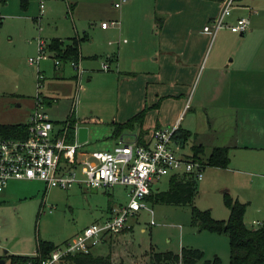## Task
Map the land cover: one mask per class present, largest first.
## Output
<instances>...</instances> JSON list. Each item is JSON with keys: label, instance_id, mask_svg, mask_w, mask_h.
Returning a JSON list of instances; mask_svg holds the SVG:
<instances>
[{"label": "crops", "instance_id": "0c3cea01", "mask_svg": "<svg viewBox=\"0 0 264 264\" xmlns=\"http://www.w3.org/2000/svg\"><path fill=\"white\" fill-rule=\"evenodd\" d=\"M221 2L129 0L115 7L114 0H44L42 19L57 18L46 29L47 42L59 39L64 46L72 38L78 39V56L87 69L85 85L92 82L91 86L98 87L101 76H112L114 84L108 90L115 93L116 107L111 122L125 121L145 110L138 127L112 135L113 143L107 148L129 133L143 140L156 126L178 120L182 127L181 118L189 114L184 128L194 129L188 137L193 139L191 148L193 143L202 144V153L207 149L209 154L215 145H228L230 164L249 174L264 170V0H236L228 20L246 15L248 29L238 33L223 27L212 37L203 31V25L218 13ZM113 18L119 20L117 25L102 26V21ZM103 59L109 62L105 71ZM66 66L70 68L63 62L58 71L54 69L55 80L72 81L67 75L75 69L71 67L69 73ZM45 95V110L57 128L69 113L58 110L59 105H66L60 103V97L69 95L60 96L53 90ZM18 98L19 118L12 122H27L35 95ZM200 112L206 121L198 122ZM78 122L76 139L88 149L89 128ZM40 181L44 194L49 187L37 178H9L0 191L7 198L36 182L40 190ZM242 202L246 209L249 200ZM24 253L28 252L17 254Z\"/></svg>", "mask_w": 264, "mask_h": 264}, {"label": "rangeland", "instance_id": "374dc122", "mask_svg": "<svg viewBox=\"0 0 264 264\" xmlns=\"http://www.w3.org/2000/svg\"><path fill=\"white\" fill-rule=\"evenodd\" d=\"M22 1L24 0H0V122H12L19 118L20 110L16 106L19 96L36 95L38 91L41 95L52 90L58 91L60 96L69 95L60 97V103L65 102L66 105H59L58 110L70 112V103L75 100L76 121L89 128L87 148H107L108 144L113 143L112 132L115 125L111 122L116 107L115 93L108 90L114 84L112 76L103 75L98 79V87L91 86L92 82L87 87V69L84 64L81 65V60L82 73L79 79L73 77L76 71L70 73L72 66L67 63L70 68L66 66V70L71 76L66 75L72 80L69 82L55 80L53 77L54 69L59 70L54 66L53 57L46 56L38 62H29V57L38 54L39 39L47 42L46 29L49 25H54L57 18L42 19L44 0H25L24 4ZM105 62L109 65L103 59L101 68ZM39 76L42 81L38 86ZM50 111L55 114L56 108L52 107ZM187 117L189 114L180 120L183 129H186L184 122ZM70 118L71 121L72 118L74 120V116ZM202 119L206 121V116L200 112L197 120L200 122ZM194 120L196 121V117ZM137 127L138 124H135L133 128ZM130 129L132 128L126 127V131ZM191 130L192 133L194 129ZM129 134L124 139H132ZM186 140L184 143L179 141L182 147L178 151L191 150L193 154V139ZM206 151L207 149L195 156L205 160L208 155ZM206 165L204 176L196 181V207L209 209L211 216L216 219H226L229 208L225 203L224 191H227L231 196L241 199L240 201L249 200L244 213L246 224L256 226L253 221L264 220V170L255 169L258 173L249 174L234 163H229L227 167ZM36 183L25 185L23 191L13 192L7 198L2 197L4 191H0V259L5 260L2 264H10L5 256L6 252L34 251L38 239L61 243L77 229L101 218L108 205L127 199L125 187L119 184L107 190L78 184L68 189L52 186L43 194L42 182L40 181V190L39 183ZM168 185L169 179L165 176L151 191L166 189ZM148 205L153 209L152 217L146 209L139 210L129 218L132 226L128 232L119 233L108 243L99 244L92 252L111 254L115 264H165L154 262L151 258L152 252H179L182 247H196L203 250V257L197 264H202L205 260L211 262L215 256L221 264L229 263L227 235L198 229L193 225L190 205L150 199ZM52 264L62 263L55 261Z\"/></svg>", "mask_w": 264, "mask_h": 264}, {"label": "built area", "instance_id": "2783aa9c", "mask_svg": "<svg viewBox=\"0 0 264 264\" xmlns=\"http://www.w3.org/2000/svg\"><path fill=\"white\" fill-rule=\"evenodd\" d=\"M126 1L129 0H116L113 4L120 7ZM235 2L222 0L220 10L203 25V31L212 37L223 27L238 33L245 32L249 26L246 15H239L233 21L228 20ZM118 23L119 20L113 18L102 21V26ZM46 56L53 57L55 68H59L63 62L68 63L76 71L75 78L81 77L79 56L62 60L47 48V42L43 39L38 41V54L29 57L28 61L38 62ZM108 67L107 62L102 64V69L107 70ZM40 76L38 86L42 81ZM45 101L46 95L38 91L34 108L27 120L26 136L0 135V189L9 178H37L44 181L46 187L62 189L78 183L107 190L119 184L125 187L127 199L113 204L102 218L91 221L58 243L41 264H52L55 261L68 264L64 256L90 252L99 244L108 243L118 233L129 231L132 226L129 218L141 209H146L152 217L153 209L148 205L146 195L161 178L181 174L190 175L195 180L203 177L204 161L192 152L178 151L181 147L175 136L179 127L178 120L171 125L154 127L141 141L135 137H120L110 148L88 150L83 149L82 142L76 139L75 100L71 101L70 112L58 123L57 128L45 110ZM70 116H74V120L72 118L71 121ZM71 123L74 125L73 139L68 140ZM253 222L262 225L259 221Z\"/></svg>", "mask_w": 264, "mask_h": 264}, {"label": "trees", "instance_id": "16d2710c", "mask_svg": "<svg viewBox=\"0 0 264 264\" xmlns=\"http://www.w3.org/2000/svg\"><path fill=\"white\" fill-rule=\"evenodd\" d=\"M23 4L25 0L22 1ZM0 16V24H1ZM47 48L53 51L54 55L66 59H76L79 55V42L72 38L70 43L64 44L59 39L47 42ZM144 110L138 111L135 115L125 121H114L112 135L115 137L121 134L126 127L133 128L143 118ZM138 123H137V122ZM74 125L71 123L68 130V140L73 139ZM27 134V122H0V135L7 137H24ZM192 133L181 126L176 130V138L184 143ZM141 141L140 136L137 137ZM193 155L202 153V144H192ZM229 146L215 145L211 148L204 163L213 166L226 167L229 163ZM202 159L201 157H199ZM169 185L166 189L150 191L146 195L147 200H155L172 204L190 205L191 223L198 229H207L225 233L229 241V263L228 264H264V225L247 226L243 220L245 211L244 202L231 196L224 191L225 203L229 208V215L226 219H216L211 216L209 209H200L194 205V198L197 194L196 180L186 174L170 175ZM111 206V205H110ZM109 206V207H110ZM52 240L38 239L33 253H10L5 256L10 264H41L42 260L50 256V252L57 245ZM203 257V250L196 247H182L179 252L154 251L151 258L154 262L175 264H197ZM68 264H115L110 254H98L90 252H79L74 255L63 257ZM202 264H221L215 256L211 262L205 260Z\"/></svg>", "mask_w": 264, "mask_h": 264}, {"label": "water", "instance_id": "95a60500", "mask_svg": "<svg viewBox=\"0 0 264 264\" xmlns=\"http://www.w3.org/2000/svg\"><path fill=\"white\" fill-rule=\"evenodd\" d=\"M4 262V260L3 259H0V264H2Z\"/></svg>", "mask_w": 264, "mask_h": 264}]
</instances>
